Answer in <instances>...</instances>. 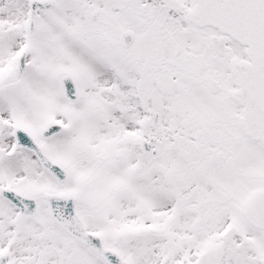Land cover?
<instances>
[{
    "label": "snow or ice",
    "instance_id": "obj_1",
    "mask_svg": "<svg viewBox=\"0 0 264 264\" xmlns=\"http://www.w3.org/2000/svg\"><path fill=\"white\" fill-rule=\"evenodd\" d=\"M0 264H264V0H0Z\"/></svg>",
    "mask_w": 264,
    "mask_h": 264
}]
</instances>
